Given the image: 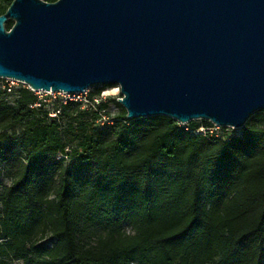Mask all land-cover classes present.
Listing matches in <instances>:
<instances>
[{
	"label": "trees",
	"instance_id": "trees-1",
	"mask_svg": "<svg viewBox=\"0 0 264 264\" xmlns=\"http://www.w3.org/2000/svg\"><path fill=\"white\" fill-rule=\"evenodd\" d=\"M108 86L48 108L0 87V264H264V110L197 132L212 123L110 117Z\"/></svg>",
	"mask_w": 264,
	"mask_h": 264
},
{
	"label": "water",
	"instance_id": "water-1",
	"mask_svg": "<svg viewBox=\"0 0 264 264\" xmlns=\"http://www.w3.org/2000/svg\"><path fill=\"white\" fill-rule=\"evenodd\" d=\"M0 77L45 92L114 84L127 118L240 129L264 110V0H11Z\"/></svg>",
	"mask_w": 264,
	"mask_h": 264
},
{
	"label": "rangeland",
	"instance_id": "rangeland-1",
	"mask_svg": "<svg viewBox=\"0 0 264 264\" xmlns=\"http://www.w3.org/2000/svg\"><path fill=\"white\" fill-rule=\"evenodd\" d=\"M2 83H0L1 87ZM26 86V84L20 82V81H14L13 84H11V90L7 91V94L5 95V98L12 102V93H15L16 90L19 87ZM100 84L91 85L83 92H75V93H66V92H45V91H38L33 92L37 95L38 101L44 103V107L48 108L51 107L52 103L54 101H66V100H82L83 102L86 101V95L89 91H92L95 88L100 87ZM122 94L120 93L119 86L118 85H112L105 88H102L100 91L99 100H103L107 103L108 108L107 111L110 115V117L114 116L116 112L118 111V108L115 106L114 101H118V98H120ZM52 112L49 110V113ZM107 114H103L102 117L99 119V123L103 124L108 119ZM228 131V133H238V129L235 128H226L224 131ZM5 177L1 175L0 172V183H5ZM126 230L129 228L125 226ZM49 243V241H46ZM7 264H22L21 262L13 259L7 260ZM135 264V263H133Z\"/></svg>",
	"mask_w": 264,
	"mask_h": 264
},
{
	"label": "built area",
	"instance_id": "built-area-1",
	"mask_svg": "<svg viewBox=\"0 0 264 264\" xmlns=\"http://www.w3.org/2000/svg\"><path fill=\"white\" fill-rule=\"evenodd\" d=\"M14 81H17V80L12 79V78L0 77V83H2L1 88H5L6 90L10 91L11 84H13ZM26 87L29 88L27 85H26ZM29 89L31 91H33V92H38V91L32 90L31 88H29ZM64 101H62V102H64ZM57 112H58L57 110L56 111H52V112L49 113V115L50 116H55ZM182 125H184V124H182ZM221 127H223V126H219V125H216V124L212 123V125L209 126V127H200L197 130V132H206V131H208L210 133L218 134L220 132V130H221ZM224 127L231 128V127H228V126H224Z\"/></svg>",
	"mask_w": 264,
	"mask_h": 264
}]
</instances>
